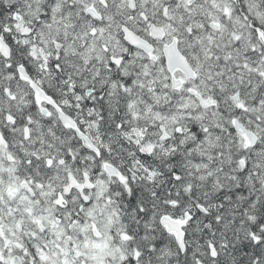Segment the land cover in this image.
I'll return each mask as SVG.
<instances>
[{"label":"snow or ice","instance_id":"snow-or-ice-1","mask_svg":"<svg viewBox=\"0 0 264 264\" xmlns=\"http://www.w3.org/2000/svg\"><path fill=\"white\" fill-rule=\"evenodd\" d=\"M0 264H264V0H0Z\"/></svg>","mask_w":264,"mask_h":264}]
</instances>
